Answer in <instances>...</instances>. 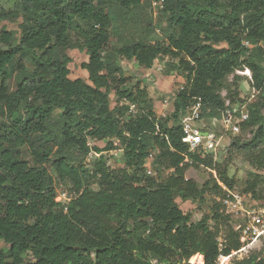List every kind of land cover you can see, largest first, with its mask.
I'll use <instances>...</instances> for the list:
<instances>
[{
    "label": "trees",
    "instance_id": "obj_1",
    "mask_svg": "<svg viewBox=\"0 0 264 264\" xmlns=\"http://www.w3.org/2000/svg\"><path fill=\"white\" fill-rule=\"evenodd\" d=\"M11 1L14 11L0 3V21L21 13L17 32L0 29V242L9 246L0 264H189L194 254L216 264L220 252L238 250V219L223 211L222 186L211 177L212 186L198 188L185 174L201 166L229 189L234 180L213 152L189 151L181 116L197 99L198 119H220L226 101L243 107L228 152L256 170L240 192L264 197V0H160L164 37L118 36L121 45H109L113 20L137 13L142 0ZM67 49L85 51L87 78L69 77ZM122 59L142 69L167 59L166 71L184 80L170 114L157 115L146 91L127 83ZM244 67L257 91L250 101L240 97L239 76L228 79ZM23 146L32 164L20 157ZM115 149L122 166L111 168L103 152ZM148 167L168 174L158 179ZM63 184L67 202L56 200ZM206 190L220 199L192 221L176 198L203 200ZM263 249L233 264H264Z\"/></svg>",
    "mask_w": 264,
    "mask_h": 264
},
{
    "label": "rangeland",
    "instance_id": "obj_2",
    "mask_svg": "<svg viewBox=\"0 0 264 264\" xmlns=\"http://www.w3.org/2000/svg\"><path fill=\"white\" fill-rule=\"evenodd\" d=\"M0 3H2L6 11L15 10V6L11 0H0ZM160 4V0H142L141 6L138 8L137 13H133L134 15L130 13L129 15H120L115 17L111 27L112 36L109 45H121V41L117 40L118 36L146 39L150 41L162 39L164 35L160 26L158 25L157 19L158 11L161 8ZM20 20L21 13H18V17L16 18L2 20L0 21V29L1 27H5L8 30L17 32L18 22H20ZM149 21L152 22L154 26L153 29H146L143 25H141V22L146 23ZM222 45L224 46L225 44H219V46ZM109 48L110 47L108 46L107 49L109 50ZM64 52L71 58V62L68 64V68L70 70L69 77L72 79L78 77L87 78V72L80 67V63L87 60L85 51L67 49ZM120 62L123 66L124 73L126 76H129L127 83L130 85L135 84L146 91L147 96L153 100L154 109L157 115H168L173 111L172 102L174 94L183 86L184 80L176 72L166 71L167 68L165 64L167 63V59L155 60L152 67L149 69H142L138 67L134 61L122 59ZM27 66L30 67L28 64ZM248 70L249 69L247 67L237 69L228 76V79L231 80L235 75L239 76L238 83L240 97L247 98L250 101L254 99L257 91L249 85L251 72ZM14 81V79L8 81L11 88H13L15 85ZM221 94L224 96L226 92L223 90ZM110 100V105L112 107L114 105L113 95L110 96ZM211 125L213 126L212 128L216 133H220L218 122L215 120H199V126L202 128L208 129L211 128ZM245 136L247 137L249 134H246ZM90 144L99 147L105 146V142L102 140H93L90 141ZM228 144L229 139L227 138V135L223 136L221 138L219 148H217L215 153H213V157L217 160V162H226L227 175L229 178L234 180V188L240 191L244 187V182L247 178L248 172L256 170L252 168L239 153L235 151H231L229 153ZM20 150V157L22 159L28 160L30 164H32L26 147L23 146L20 148ZM103 154L107 156L108 165L111 168L122 166L121 151L119 149L104 151ZM148 170L152 172V174H154V176L158 179L163 178L166 174H168L167 170H161L157 173L154 171V169H150V167H148ZM257 172L264 176V170ZM185 176L186 178L194 180L198 188H204V184L206 183L212 186L211 177L215 178L219 184H222L218 179L216 169L204 168L201 166L198 168L191 167L186 171ZM260 189L264 193V186H261ZM57 190L59 193L68 192L66 184L61 186L59 185ZM202 198L203 200H182L180 198H176V202L183 212L190 213L192 221H196L203 215L209 214L212 200L220 199L218 195H214V193L209 190L205 191ZM260 246H256L254 248H259ZM8 247L9 246L7 244L0 242V249L2 251L7 252ZM195 255L196 254L189 258V260L192 261V263L189 262V264H197V261L201 259L194 258ZM242 255V253H239L235 258H232V261L238 257H241ZM26 258L30 259V256H27Z\"/></svg>",
    "mask_w": 264,
    "mask_h": 264
},
{
    "label": "built area",
    "instance_id": "obj_3",
    "mask_svg": "<svg viewBox=\"0 0 264 264\" xmlns=\"http://www.w3.org/2000/svg\"><path fill=\"white\" fill-rule=\"evenodd\" d=\"M201 105L200 99H197L191 106L187 107L181 116V125L183 132L182 141L187 144L189 151H195L199 155L204 156L210 152L215 153L220 146L221 138L226 136L227 133H238L240 131L239 122L245 117V111H243V107L230 106L228 101H226V108L222 111L220 119H213L218 122L220 129V133H216L212 125L208 129L199 126V120H203L198 119ZM94 154L99 155V153L90 152L88 158ZM220 185L225 192V196L222 198L224 213L238 219L235 228L239 230L241 246L238 250L228 255L220 252L216 258V264H231L232 258H235L239 253L246 256L251 251L264 248V197L255 199L250 193L240 192L235 188L229 189L223 184ZM56 197L57 200L67 202L72 195L68 192H58ZM217 244L219 250H222L224 247L222 235L217 237ZM256 246L260 247L254 248ZM243 255L236 259L243 258ZM189 262L192 263L188 259Z\"/></svg>",
    "mask_w": 264,
    "mask_h": 264
},
{
    "label": "bare ground",
    "instance_id": "obj_4",
    "mask_svg": "<svg viewBox=\"0 0 264 264\" xmlns=\"http://www.w3.org/2000/svg\"><path fill=\"white\" fill-rule=\"evenodd\" d=\"M197 264H203V260H202V259H199V260L197 261Z\"/></svg>",
    "mask_w": 264,
    "mask_h": 264
}]
</instances>
